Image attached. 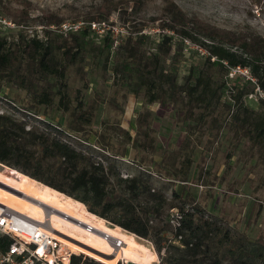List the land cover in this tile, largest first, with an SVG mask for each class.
Masks as SVG:
<instances>
[{
    "label": "trees",
    "instance_id": "16d2710c",
    "mask_svg": "<svg viewBox=\"0 0 264 264\" xmlns=\"http://www.w3.org/2000/svg\"><path fill=\"white\" fill-rule=\"evenodd\" d=\"M134 1L101 0L92 12L80 17L84 21H107L112 13L118 11L124 21H129L125 17L126 6ZM253 1L258 4L261 0ZM164 9L168 14L157 24L163 31L156 53L149 57L143 55L142 44L146 34L141 30L145 23L137 26L133 22L134 32L123 38L113 51L115 75H120L124 84L131 87V92L143 88L148 93V103L158 100L160 104L165 101H172L174 105L187 104L189 113L193 109V100L203 108L211 105L208 95L211 92L210 77L203 78L202 68L194 83L186 81L184 84L177 83L173 62L168 70L164 68L166 58L172 53L170 43L173 34L166 33L164 30L167 28L179 37L177 51L173 50L174 59L182 53L184 39L198 42L209 52L206 56L209 65H219L225 72L228 67L236 65L246 67L254 77V81L247 80L253 83L250 91L256 87L264 94L263 35L209 24L195 15H186L171 0ZM9 13L13 16L11 20L19 25L30 17L23 9ZM80 17H75V20ZM44 19L47 28L43 30L42 38L37 33L25 36L20 32L8 39L0 30V82L16 83L20 89L32 94V101L27 105L15 104L7 98L6 92L0 96V102L11 106L20 115L18 118L0 108V162L27 175L17 182L18 187L50 200H54L55 195L56 202L65 211H88L133 233L138 240L151 241L160 256L158 264H264L263 238L251 237L195 201L184 183L187 182L189 165L181 170L180 176L172 173L175 176L173 182L180 186L178 190L171 189V200L168 201L163 187H152L153 177L161 171L150 166L147 168L142 159L137 163L132 152L133 144L137 147L135 138L127 133L132 147L129 150L126 146L116 148L104 133L86 129L92 122L91 112L83 109L80 101L73 104L65 74L67 67L92 43L89 29L84 27L77 32L58 33L48 26L58 25L64 17L50 12L44 15ZM102 41L101 46L95 47L99 54L107 52L108 55L112 41L109 36ZM211 56L215 57L212 62ZM178 93L185 94L188 100L180 102ZM257 99V103L264 107V97ZM225 105L229 111L231 105ZM41 106L44 107L42 111ZM50 109L68 113V119L65 122L54 121L48 114ZM235 109L231 119L238 122L250 139L264 145V110L250 123L251 110L248 107L238 102ZM238 109H242L243 116H239ZM202 113L196 123L203 118ZM211 121L218 128L221 126L216 116H212ZM250 126L252 128H248ZM124 159L138 167L135 172L121 175ZM172 174L167 171L164 175ZM164 205L168 206L164 216L167 225L169 209L175 207L182 212L180 226L170 229V237L165 236L164 225L152 223V218L162 213ZM70 233L79 238V234ZM178 236V243H175ZM10 241L7 236H0V249L6 250ZM166 246L175 248L179 256L172 258ZM71 250L87 252L81 244H75ZM81 257L82 254H72L71 264H79ZM104 260L109 264L116 263L108 258ZM83 261L85 264H101L87 257Z\"/></svg>",
    "mask_w": 264,
    "mask_h": 264
},
{
    "label": "rangeland",
    "instance_id": "374dc122",
    "mask_svg": "<svg viewBox=\"0 0 264 264\" xmlns=\"http://www.w3.org/2000/svg\"><path fill=\"white\" fill-rule=\"evenodd\" d=\"M169 1L135 0L126 6L125 17L129 21H124L118 11L112 13L107 21L127 26L129 33L134 32L132 22L137 26L145 23L141 30L146 34L142 50L143 55L149 57L156 53L161 40L163 30L157 24L168 14L164 8ZM100 2L101 0H0V16L13 23L10 27H4L0 23V30L8 39L18 36L20 32L25 36L37 33L42 38L43 30L47 28L44 22L45 14L53 12L63 16L64 20L72 21L77 16L92 12ZM171 2L181 8L186 15H195L209 24L233 31H254L264 36V0L258 4L253 0H171ZM20 9L26 10L30 16L28 21L21 25L11 20L13 16L9 13ZM77 20L83 19L80 17ZM170 34H173L170 43L172 53L166 58L164 68L168 70L173 62L178 84H184L186 81L194 83L196 75L200 74L198 71L202 68L203 78L210 77L211 92L208 94L211 97L210 106L203 108L199 102L193 100L191 101L193 109L189 113L187 104L174 105L172 101L160 104L158 100L148 103V93H145L143 88L131 92V87L124 84L120 75H115L112 68V54L115 48H111L108 55L107 52L99 54L95 46H101L103 41L96 37L91 38L92 43H89L85 51L66 69L65 82L73 98V104L80 101L83 109L91 112L92 122L86 129L104 133L114 147L126 146L128 150L132 147L131 140L127 139V133L137 140L135 143L137 147H134V144L132 147L137 163L142 159L143 165L147 168L150 166L161 171V174L155 171L158 176L153 177L152 187L154 189L163 187L168 201L171 200V189L178 190L180 186L178 182H173L174 174L180 176L181 170L187 169L189 165L187 182L184 183L199 205L222 216L251 237L259 236L264 239V145L250 139L238 122L231 119V113L236 110L238 102L251 110L250 123L264 110V107L257 103L255 95L249 98L250 93L258 92L256 87L252 90L254 92L250 91L253 83L247 82L250 80L249 70L242 75L229 76L228 70L225 72L219 65H209L206 59L209 52L206 48L198 42H193L191 46L192 42L185 40L182 53H178L174 59L173 50L177 51L179 37L176 33ZM202 40L209 42L203 38ZM198 45L201 46V50L197 49ZM213 60L215 58H210L211 62ZM223 81V85L220 86ZM0 85L2 86L0 96L3 92L8 93L7 98L12 99L15 104L27 105L32 101V94L20 89L16 83L1 81ZM156 90L157 88L153 92ZM177 95L180 102L188 100L183 93ZM236 96L239 97L236 99ZM225 104L231 105L229 111ZM0 108L4 112L20 117L9 105L0 102ZM43 109L41 106L40 111ZM241 110L238 109L240 117L243 116ZM48 111L54 121L65 122L68 119V113L63 114L54 109ZM202 112L203 118L196 123L198 115ZM212 116L219 118L218 123L221 125L219 128L211 121ZM123 163L121 175L133 173L138 168L127 159H124ZM167 171L174 174L164 175ZM0 177L18 187L17 182L27 175L0 162ZM0 197L7 200L9 206L19 207V200L15 196L0 194ZM41 197L57 204L65 211L56 202L55 195L54 200ZM167 209L168 206L164 205L162 213L152 218V223L164 225V234L170 237L171 228L164 221ZM65 212L73 218L69 220L76 219L117 238H124L127 241L125 254L136 264L137 262L158 264L160 256L151 241L138 240L133 233L88 211ZM52 227L54 229L51 233L63 240L61 246L65 249H73L75 244L86 247L87 252L74 253L82 254L79 264H85L84 257L101 264H109L104 259L108 258L105 251H109L111 247L105 240L61 219H55ZM70 231L79 234V238H74ZM166 248L172 258L179 256L180 253L175 248L171 246ZM115 264H121V261Z\"/></svg>",
    "mask_w": 264,
    "mask_h": 264
},
{
    "label": "built area",
    "instance_id": "2783aa9c",
    "mask_svg": "<svg viewBox=\"0 0 264 264\" xmlns=\"http://www.w3.org/2000/svg\"><path fill=\"white\" fill-rule=\"evenodd\" d=\"M0 23L4 27L13 26L12 22L1 16ZM48 27L63 34L77 32L86 27L89 29L91 37L102 40L106 36H109L112 41V48H116L121 42L122 37H127L131 34L127 26L105 20H64L58 25L50 24ZM165 32L170 34L171 31L165 30ZM184 40L190 41L188 39ZM192 44L193 42L190 45L192 46ZM197 49L201 50L202 48L198 45ZM210 58L215 57L211 56ZM247 71L246 67L239 65L228 67L229 76L242 75ZM248 78L254 81V77L251 75ZM257 90L258 92L250 93L249 98L253 95H255V99L257 97H264V94L258 88ZM181 219L182 212L180 210L175 207L169 209L167 220L170 228L176 229L179 227ZM0 236H7L11 239L6 250L0 249V264H71V255L76 253L71 249L62 248V242L59 237L53 235L40 225H35L33 220L15 214L14 211L7 206H3V204H0ZM179 238L180 236L174 242L178 243ZM120 261L121 264H127L125 260L120 259Z\"/></svg>",
    "mask_w": 264,
    "mask_h": 264
},
{
    "label": "bare ground",
    "instance_id": "6f19581e",
    "mask_svg": "<svg viewBox=\"0 0 264 264\" xmlns=\"http://www.w3.org/2000/svg\"><path fill=\"white\" fill-rule=\"evenodd\" d=\"M0 194H5L8 197L15 196L16 198H18L19 207L9 206L7 204V200H5L2 197H0V204H3V206H7L9 209L14 211L15 214H19V216H23L24 218H29L33 220L35 225H40L41 227L45 228L47 231H50V233L54 229L52 227L54 225V220L61 219L63 221L74 224L79 228L81 227L82 229H86L88 232L97 235L98 237L109 243L111 249L110 250L107 249V250H109L110 252L105 251V254L107 255L108 259L114 260L116 262H118L120 259L131 260L125 254L127 241L124 240V238H117L113 234H110L105 231H101L96 227H92L83 222L81 223V221H76V219H74L75 221L69 220V218L71 219L73 218L65 211H63V209H61L57 204L49 202L43 197L38 196L31 191L23 190V188L20 189L17 186H13L7 181L2 180L1 177H0ZM62 241L63 240H61V242ZM137 264L140 263L137 262Z\"/></svg>",
    "mask_w": 264,
    "mask_h": 264
},
{
    "label": "crops",
    "instance_id": "0c3cea01",
    "mask_svg": "<svg viewBox=\"0 0 264 264\" xmlns=\"http://www.w3.org/2000/svg\"><path fill=\"white\" fill-rule=\"evenodd\" d=\"M127 262L136 263L134 260H125Z\"/></svg>",
    "mask_w": 264,
    "mask_h": 264
}]
</instances>
